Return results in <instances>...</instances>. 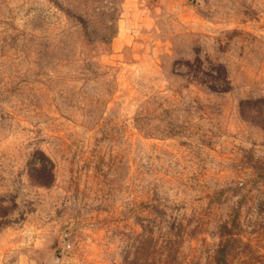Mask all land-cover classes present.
<instances>
[{
  "label": "rangeland",
  "instance_id": "rangeland-1",
  "mask_svg": "<svg viewBox=\"0 0 264 264\" xmlns=\"http://www.w3.org/2000/svg\"><path fill=\"white\" fill-rule=\"evenodd\" d=\"M0 264H264V0H0Z\"/></svg>",
  "mask_w": 264,
  "mask_h": 264
}]
</instances>
